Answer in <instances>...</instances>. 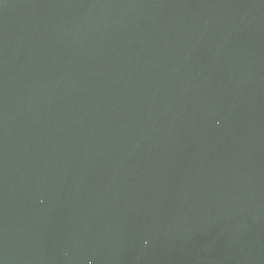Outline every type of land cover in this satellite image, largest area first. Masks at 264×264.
Masks as SVG:
<instances>
[{
	"label": "water",
	"instance_id": "1",
	"mask_svg": "<svg viewBox=\"0 0 264 264\" xmlns=\"http://www.w3.org/2000/svg\"><path fill=\"white\" fill-rule=\"evenodd\" d=\"M0 264H264V0H0Z\"/></svg>",
	"mask_w": 264,
	"mask_h": 264
}]
</instances>
